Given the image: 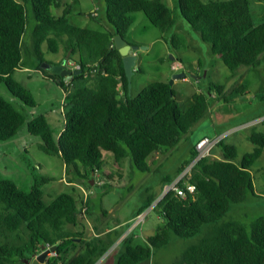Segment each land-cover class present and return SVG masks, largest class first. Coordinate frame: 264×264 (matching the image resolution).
<instances>
[{
  "label": "trees",
  "instance_id": "trees-1",
  "mask_svg": "<svg viewBox=\"0 0 264 264\" xmlns=\"http://www.w3.org/2000/svg\"><path fill=\"white\" fill-rule=\"evenodd\" d=\"M105 2L107 24L100 29L73 23L69 4L63 12H55L62 0H0V83L36 107L32 91L14 77L18 68L34 65L64 89L65 120L60 130L56 131L43 112L33 114L28 130L42 138L44 151L63 159L73 179L89 188L99 171L108 178L122 175L120 168L114 173L103 168L104 150L111 151L117 163L129 158L133 168L149 171L147 159L154 152L177 146L209 113V97L204 91L195 92L192 105L183 110L166 80L152 81L137 96L130 95L114 36L127 37L132 12L143 11L173 49L186 47L185 36L168 35L184 16L231 70L258 66L264 59V21L255 23L250 0H178L174 7L165 0ZM91 16L97 18L95 12ZM61 48L64 56L71 52L80 73L68 78L42 66L44 61L52 63L45 58L46 51L57 53ZM139 70L143 68L139 66ZM216 87L223 91V85ZM26 121V115L0 93V141L15 136ZM247 137L254 148L241 156L236 144L222 138L217 146L223 157L207 155L193 167L191 181L196 192L183 196L169 190L154 207L162 218L154 232L143 241H136L135 233L128 232L114 253L113 264L148 259L158 264L153 259L156 248L170 243L174 236L189 238L203 231L202 237L166 264H264V213L249 224L225 218L234 203L257 195L253 165L264 152V126L252 128ZM194 147L179 171L194 156ZM41 184L36 180L25 190L14 180L0 177V264L31 260L54 244L57 247L48 256V264H96L123 232L114 227L87 238L82 231L66 230L67 223L80 221L82 211L91 213V201L81 207L74 193L61 191L46 203ZM110 186L106 180L98 192L103 211V197ZM154 199L149 196L137 214Z\"/></svg>",
  "mask_w": 264,
  "mask_h": 264
},
{
  "label": "rangeland",
  "instance_id": "rangeland-1",
  "mask_svg": "<svg viewBox=\"0 0 264 264\" xmlns=\"http://www.w3.org/2000/svg\"><path fill=\"white\" fill-rule=\"evenodd\" d=\"M165 2L173 7L178 4V0H165ZM66 4L70 5L69 17L75 24L100 29L107 24L105 0H62V5L56 8L55 12H63ZM250 5L255 23L264 21V1L250 0ZM93 12H97L99 16L93 18L91 16ZM130 15L133 24L126 38L142 45L135 49L137 67L131 77L130 95L137 96L142 88L152 81L170 82L174 79L172 86L175 98L183 110L192 105L195 92L204 91L209 97L208 115L195 123L177 146L154 152L147 159L151 166L149 171L133 168L129 158L117 163L112 152L105 150L103 168L113 173L120 168L122 175L108 178L99 171L95 175L96 179H92L93 186L90 188L73 179L67 173L63 159L57 154L44 151L40 147L42 138L30 133L27 125L35 112H43L56 131H59L65 120L64 89L55 80L45 77L41 71L36 70L34 65L18 68L14 77L32 91L37 101L35 108L14 95L4 83H0V93L12 101L27 117V121L15 136L0 141V177L14 180L25 190H30L36 180L42 181L41 188L46 203L61 191L74 193L81 207L86 206V201L88 204L91 201L90 204L93 205L91 213L87 210L82 211L80 221L76 225L67 223L65 229L70 232L82 231L85 237L90 238L98 231L104 232L118 227L123 233L106 252L104 258H107V261L104 264H112L114 253L128 232L135 233L136 241H143L147 235L154 232L162 221L154 207L162 196L163 189L180 172L182 162L198 140L204 136L223 135L227 142L237 145L241 156L254 148V143L247 137L250 130L264 126V122L256 123L264 117V59L258 66L242 65L231 70L220 56L212 53L211 43L203 40L200 33L184 16L178 18L177 24L168 35L185 36L186 47L173 49L164 40L159 28L143 11H134ZM63 54V51L58 53L46 51L45 58L52 62L57 60L61 62L65 58L67 62L73 60L70 57L71 52L65 56ZM174 63L179 64L178 69L174 68ZM139 66L143 70H139ZM177 72H185V76L174 77ZM216 85H223V91H219ZM242 86L245 87V91L242 90ZM212 156L223 157L218 146L214 148ZM253 174L257 195H249L246 200L234 203L225 218H233L249 224L264 213V152L255 161ZM106 180L111 183V189L103 197L102 206L105 209L103 211L98 192L101 190V184ZM152 195L155 199L151 209L143 220L137 221L139 207ZM203 235L204 231L189 238L174 236L170 243L155 249L154 261L158 264L170 263L189 243ZM48 256L44 264H48ZM14 264L31 263L18 261Z\"/></svg>",
  "mask_w": 264,
  "mask_h": 264
},
{
  "label": "built area",
  "instance_id": "built-area-1",
  "mask_svg": "<svg viewBox=\"0 0 264 264\" xmlns=\"http://www.w3.org/2000/svg\"><path fill=\"white\" fill-rule=\"evenodd\" d=\"M65 60V63L69 66L71 69H78L79 64H75V60ZM71 76H68L70 78ZM264 122V117L260 118L256 121V123ZM224 138L223 135L217 136V137H209L204 136L195 145V154L194 156L188 161V163L185 165L184 168L181 169V171L177 174L176 178L168 184L164 189L162 198L169 190L173 189L177 191L179 194L183 196H187L188 194H194L196 192V185L191 181L192 176V170L193 167L199 160H201L203 157L207 155H212L214 148L218 145V142ZM185 184L182 186L181 184ZM150 205L145 211L140 212L137 214V221L143 220L145 218L146 213L148 210L151 209Z\"/></svg>",
  "mask_w": 264,
  "mask_h": 264
},
{
  "label": "water",
  "instance_id": "water-1",
  "mask_svg": "<svg viewBox=\"0 0 264 264\" xmlns=\"http://www.w3.org/2000/svg\"><path fill=\"white\" fill-rule=\"evenodd\" d=\"M114 41L115 45L118 47L120 50V53L123 56V63H124V68H125V73L128 77V84L129 88L131 86V77L133 73L135 72V67H137V53H135V49L138 47H142V45H139L137 43H133L129 41L123 34L121 33H116L114 36ZM143 47H147L143 45ZM174 56L172 55V58ZM65 60H62L61 62H52L48 63L44 61L42 63V66L45 68H49L52 70L54 73H58L60 75H72V74H77L81 72V69H71L67 68L65 65ZM185 76V72H177L174 77H181ZM174 79H172L169 83L172 84ZM57 247V244L47 246L45 249H43L39 254L36 255L35 258L32 260L26 259L27 263L31 264H44L47 256L54 252Z\"/></svg>",
  "mask_w": 264,
  "mask_h": 264
},
{
  "label": "crops",
  "instance_id": "crops-1",
  "mask_svg": "<svg viewBox=\"0 0 264 264\" xmlns=\"http://www.w3.org/2000/svg\"><path fill=\"white\" fill-rule=\"evenodd\" d=\"M96 14H97V12H95ZM95 14V15H96ZM99 16V14H97V16L96 17H98ZM84 26V25H83ZM44 47H46V45L44 46ZM63 51V49L61 48L60 50H59V52H62ZM58 53V52H57ZM135 53H136V51H135ZM57 62H58V60H57ZM174 65V68L175 69H178L179 68V64L177 63V64H173ZM27 67V66H26ZM36 108V107H35ZM36 113V112H35ZM194 147V145L191 147V149ZM195 148V147H194ZM191 149H190V152H191ZM105 151V150H104ZM104 151H103V153H104ZM190 152H189V155H188V157H190ZM113 154V153H112ZM115 161V160H114ZM69 183H73V182H69ZM76 183V182H75ZM78 185H81L82 186V184H80V183H78ZM107 230H109V229H107ZM106 255H107V253L103 256V257H101L98 261L100 262V264H104V263H106V261H107V258L105 259L104 257H106ZM104 258V259H103ZM114 261V260H113ZM144 261H146L145 262V264H151V262H152V260L151 259H148V260H144ZM144 261H142V262H139L138 264H142V263H144ZM112 264H113V262H112Z\"/></svg>",
  "mask_w": 264,
  "mask_h": 264
},
{
  "label": "flooded vegetation",
  "instance_id": "flooded-vegetation-1",
  "mask_svg": "<svg viewBox=\"0 0 264 264\" xmlns=\"http://www.w3.org/2000/svg\"><path fill=\"white\" fill-rule=\"evenodd\" d=\"M66 67L69 68V66L65 63Z\"/></svg>",
  "mask_w": 264,
  "mask_h": 264
},
{
  "label": "clouds",
  "instance_id": "clouds-1",
  "mask_svg": "<svg viewBox=\"0 0 264 264\" xmlns=\"http://www.w3.org/2000/svg\"><path fill=\"white\" fill-rule=\"evenodd\" d=\"M71 76V75H70Z\"/></svg>",
  "mask_w": 264,
  "mask_h": 264
}]
</instances>
